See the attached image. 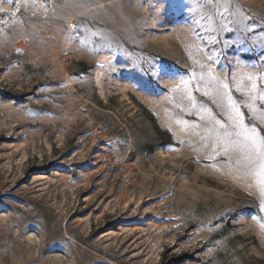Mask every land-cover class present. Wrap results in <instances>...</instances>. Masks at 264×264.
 I'll use <instances>...</instances> for the list:
<instances>
[{"label":"rangeland","instance_id":"1","mask_svg":"<svg viewBox=\"0 0 264 264\" xmlns=\"http://www.w3.org/2000/svg\"><path fill=\"white\" fill-rule=\"evenodd\" d=\"M262 142L264 0H0V264H264Z\"/></svg>","mask_w":264,"mask_h":264},{"label":"snow or ice","instance_id":"2","mask_svg":"<svg viewBox=\"0 0 264 264\" xmlns=\"http://www.w3.org/2000/svg\"><path fill=\"white\" fill-rule=\"evenodd\" d=\"M248 80L249 81L253 80V77L251 75H249ZM223 87L226 89L228 87V85L225 84V85H223ZM261 159H262L261 168L264 169V142L261 143Z\"/></svg>","mask_w":264,"mask_h":264}]
</instances>
